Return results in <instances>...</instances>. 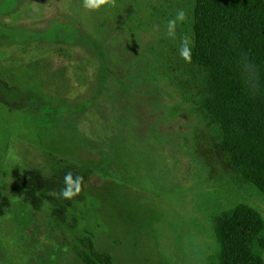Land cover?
<instances>
[{
  "label": "rangeland",
  "instance_id": "rangeland-1",
  "mask_svg": "<svg viewBox=\"0 0 264 264\" xmlns=\"http://www.w3.org/2000/svg\"><path fill=\"white\" fill-rule=\"evenodd\" d=\"M194 3L0 0V34L26 36L0 39V72L13 76L0 85V264H83L89 236L116 264H214L215 216L247 203L264 217V194L229 164L203 108L206 71L180 55L183 37L193 46ZM181 9L173 40L167 22ZM137 94L148 98V145L128 123ZM29 96L62 107L26 109ZM91 145L109 159L97 176L116 182L108 201L87 194L58 223L48 194L38 209L14 196L28 172L50 178Z\"/></svg>",
  "mask_w": 264,
  "mask_h": 264
},
{
  "label": "trees",
  "instance_id": "trees-1",
  "mask_svg": "<svg viewBox=\"0 0 264 264\" xmlns=\"http://www.w3.org/2000/svg\"><path fill=\"white\" fill-rule=\"evenodd\" d=\"M192 14L191 61L208 75L203 108L219 127L221 146L229 164L264 194V0H195ZM21 36L0 34V39L26 38L24 34ZM8 71L0 72V85L5 84L3 80L12 79ZM115 96L112 100L117 108ZM136 99L137 103H132L134 109L130 108L128 123L142 143L148 145V98L137 94ZM24 103L30 110L52 106L58 111L62 107L57 100L54 104L53 100L35 96H29ZM97 152V147L92 145L75 155L74 151L67 152L62 162L68 164H61L64 168L57 170L56 165L51 166L50 178H41L38 169L33 170L35 173L30 171L11 186L12 192L29 201L35 209H38L37 198L48 194L51 215L58 223L61 210L87 194L99 200L104 198L106 202L109 199L105 193L111 195L116 182L97 176L100 161L109 160L107 155L102 157ZM68 171L73 173V180L77 173L84 178L79 194L71 200L50 195L65 187L64 175ZM97 182L100 188L96 189L93 183ZM213 226L219 244L214 264H264V217L257 209L247 203H237L215 216ZM81 244L83 249L76 251L81 263L116 264L111 255L96 249L91 236L84 237Z\"/></svg>",
  "mask_w": 264,
  "mask_h": 264
},
{
  "label": "clouds",
  "instance_id": "clouds-1",
  "mask_svg": "<svg viewBox=\"0 0 264 264\" xmlns=\"http://www.w3.org/2000/svg\"><path fill=\"white\" fill-rule=\"evenodd\" d=\"M115 7L116 0H83V7L89 10H98L102 6ZM188 19L185 11L181 9L176 13L175 18L170 19L167 22L166 34L169 38L175 39L176 26L178 22H184ZM180 55L185 60L191 61V47L190 40L188 37H183L180 44ZM73 173L68 171L64 175L65 187L61 188L59 192L52 191L50 195L56 196L61 199L71 200L74 196L78 195L83 183V176L76 174L75 180L72 179Z\"/></svg>",
  "mask_w": 264,
  "mask_h": 264
}]
</instances>
